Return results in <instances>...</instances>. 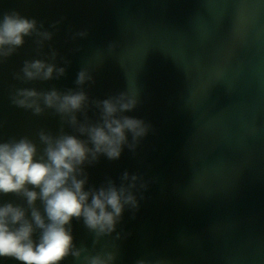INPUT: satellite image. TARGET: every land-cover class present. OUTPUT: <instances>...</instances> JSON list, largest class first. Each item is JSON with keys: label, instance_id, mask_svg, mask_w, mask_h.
Here are the masks:
<instances>
[{"label": "water", "instance_id": "95a60500", "mask_svg": "<svg viewBox=\"0 0 264 264\" xmlns=\"http://www.w3.org/2000/svg\"><path fill=\"white\" fill-rule=\"evenodd\" d=\"M12 8L68 17L53 41L72 61L67 75L30 86L74 88L90 62L92 97L139 92L126 114L153 131L135 154L125 148L120 159L102 156L88 168L96 186L119 182L124 170L151 181L139 211L126 210L118 225L127 236L117 264H264V0H0V9ZM68 23L90 29L79 52L66 41ZM34 55L29 42L0 67L6 136L59 126L9 104L12 73ZM72 225L76 242L91 246L82 222Z\"/></svg>", "mask_w": 264, "mask_h": 264}, {"label": "clouds", "instance_id": "9594fccd", "mask_svg": "<svg viewBox=\"0 0 264 264\" xmlns=\"http://www.w3.org/2000/svg\"><path fill=\"white\" fill-rule=\"evenodd\" d=\"M67 16L51 21L0 9V67L31 42L34 56L12 73L10 106L34 117L58 118L56 130L5 135L7 121L0 116V264H117L118 231L125 211H139L151 181L124 170L117 182L107 177L99 186L90 183L88 168L103 156L120 159L127 148L136 153L153 131L151 123L127 115L140 103L139 92L127 90L105 99L94 98L86 86L95 82L96 65L84 63L74 88L35 87L36 82L59 81L71 59L53 41L64 30ZM90 29L67 24L66 41L79 52V41ZM113 42L110 50L117 47ZM92 113V115H90ZM73 220L82 222L92 244H78ZM135 264H169L163 257H140Z\"/></svg>", "mask_w": 264, "mask_h": 264}]
</instances>
